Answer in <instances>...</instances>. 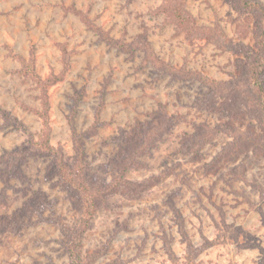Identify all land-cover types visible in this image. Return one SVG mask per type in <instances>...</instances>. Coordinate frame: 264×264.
Here are the masks:
<instances>
[{"label":"rangeland","instance_id":"1","mask_svg":"<svg viewBox=\"0 0 264 264\" xmlns=\"http://www.w3.org/2000/svg\"><path fill=\"white\" fill-rule=\"evenodd\" d=\"M180 1L204 34L163 0H0V264H72L63 232L78 195L46 168L84 159L87 179L108 185L133 133L151 140L125 174L143 189L99 201L80 240L88 264H264V114L238 96L244 63L264 58V15ZM232 130L260 147L234 153ZM32 204L24 228H8Z\"/></svg>","mask_w":264,"mask_h":264},{"label":"trees","instance_id":"2","mask_svg":"<svg viewBox=\"0 0 264 264\" xmlns=\"http://www.w3.org/2000/svg\"><path fill=\"white\" fill-rule=\"evenodd\" d=\"M163 2H165V4L163 5V8H165L163 10V13L174 18L179 26L182 23L186 25L188 30L191 32L189 33L191 36H194V34H204L205 28L195 27L192 18L187 12L184 11L183 4L180 0H163ZM236 3H240L241 7L249 6L250 8L257 9L264 15L263 8L258 3L248 2L247 0H236ZM244 64L246 65L244 69H246L247 71V74L244 76L245 84L243 85L245 91H240L239 94L237 92L239 89V84H233L232 89L229 90V92H231L233 95H236L238 93V96L241 95L242 98H245L246 101L244 102V106L249 110L251 109L256 113L262 111L264 114V58L258 59L256 57L251 63H248L247 61ZM165 70L177 73L176 69L171 66L166 65ZM175 78H178V76H175ZM212 84L213 86H216L217 89H223V87H225L226 85L225 83L221 82H212ZM257 121L259 124V128L264 134V117ZM230 132L231 137L233 138V142L228 145L229 147H231L232 151L240 150L241 152H245L260 147H258L257 143L255 142V140L257 139V136L255 134L245 135L242 134L241 131L238 132L233 130ZM236 134H240L241 138L239 140H236V138L234 137ZM135 135L136 133H133L125 140L126 146L124 148L121 147L117 157L111 160L112 168L117 172V177L108 185L93 184V182L87 179L88 164L85 163L84 159L79 160V164L73 168V171H69L63 165H59L58 167V164L55 162H51L46 168L45 176L47 178L58 176L63 183L67 184L66 187H68L71 191L74 190L78 195V205H80L81 209L80 220L73 227L63 232V234H65L68 238V241L65 243V247L72 261V264H88L90 258L82 257L80 240L85 232V227H88L90 219H92L95 210H97L99 201H103V197L105 198L111 194H115L116 192H118L121 186L127 188L131 186L130 196L134 195L132 191L133 189L142 188L130 183L125 179V174L129 170H131V168H133L135 164H137V158L147 151V149L149 148L148 144L151 141H136L134 140V138L136 137ZM238 141L241 142L239 143ZM52 154L54 153L51 150L48 151V154L45 156L50 157L49 155ZM79 154L83 155L82 147L79 148ZM228 155L233 154L228 153L225 157H227ZM55 157H58V155H55ZM55 159L59 160V158ZM1 162L2 160H0V163ZM18 165H14V163L8 164V166H13V172H10L9 176H17L15 178L22 179L23 176L21 174L19 175L18 172ZM36 206L37 204H32L31 206H27V208L29 207L28 209L25 208L23 210H20L18 212V215L15 218H12V220L7 223L8 228H12V230H15V233H18L21 229L24 228V223H17V221L23 220L22 216L24 217V215H28V212H31L32 210H38L36 209Z\"/></svg>","mask_w":264,"mask_h":264}]
</instances>
